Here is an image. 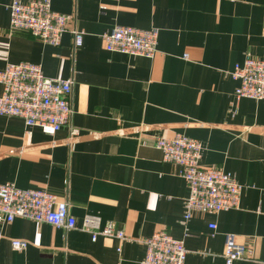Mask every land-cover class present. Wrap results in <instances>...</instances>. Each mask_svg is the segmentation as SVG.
<instances>
[{"label": "crops", "instance_id": "1", "mask_svg": "<svg viewBox=\"0 0 264 264\" xmlns=\"http://www.w3.org/2000/svg\"><path fill=\"white\" fill-rule=\"evenodd\" d=\"M12 1L0 0V70L24 62L70 80L79 136L71 143L68 127L27 132L21 119L0 116V184L54 194L76 227L0 223V264H140L144 240L161 231L183 240L185 264H224L226 235L244 247L233 264H264V101L236 102L229 75L246 56L264 57V0H50L71 17L56 47L10 31ZM116 25L157 28L153 57L107 52L101 36ZM177 134L202 145L203 168L233 174L237 209L194 212L182 224L187 185L155 148ZM86 217L113 223L124 239L92 242Z\"/></svg>", "mask_w": 264, "mask_h": 264}, {"label": "built area", "instance_id": "2", "mask_svg": "<svg viewBox=\"0 0 264 264\" xmlns=\"http://www.w3.org/2000/svg\"><path fill=\"white\" fill-rule=\"evenodd\" d=\"M9 29L26 31L44 44L59 46L68 31L71 17L52 10L50 0H13L9 5ZM75 47L82 45L83 33L70 30ZM158 29H138L130 26H114L101 38L107 52L133 57L152 58L156 51ZM238 85L235 101L247 98L264 101V57L246 56L241 65L234 66L229 74ZM0 116L21 119L27 132L38 127L58 132L63 127L70 130L72 143L79 131L70 125L72 82L46 78L38 65L30 63L6 64L0 70ZM155 148L164 162L177 167L178 175L185 181L188 195L184 200L182 224L192 213H221L239 207L241 185L230 172L221 168H203L202 145L191 138L177 134L171 139L157 138ZM68 203L59 201L54 194L44 190L20 189L10 184H0V223H11L15 218L46 223L54 228L71 230L76 227L68 210ZM82 228L89 232L91 241L98 236L124 239V234L113 223L100 226L98 219L86 217ZM215 230L214 224L209 225ZM144 256L140 264H185L186 250L183 240L165 232H157L146 238ZM15 250L26 248V242L12 240ZM244 255V247L236 243L233 235H226L224 264H233Z\"/></svg>", "mask_w": 264, "mask_h": 264}]
</instances>
